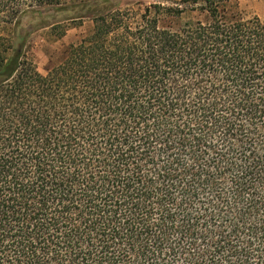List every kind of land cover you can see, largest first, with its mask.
Instances as JSON below:
<instances>
[{"label":"trees","instance_id":"1","mask_svg":"<svg viewBox=\"0 0 264 264\" xmlns=\"http://www.w3.org/2000/svg\"><path fill=\"white\" fill-rule=\"evenodd\" d=\"M174 3L0 0V264H264V21Z\"/></svg>","mask_w":264,"mask_h":264},{"label":"rangeland","instance_id":"2","mask_svg":"<svg viewBox=\"0 0 264 264\" xmlns=\"http://www.w3.org/2000/svg\"><path fill=\"white\" fill-rule=\"evenodd\" d=\"M122 8H131L143 12L153 2L175 4L178 0H117ZM237 10L246 18L258 16L264 21V0H238ZM185 19L187 16L185 15ZM196 16V15H195ZM165 21L163 20L162 23ZM93 21L87 19L82 25L70 24L64 36L58 37L49 28H41L32 32L28 45L30 55L42 73L59 64L66 56L71 44L79 42L93 28Z\"/></svg>","mask_w":264,"mask_h":264}]
</instances>
